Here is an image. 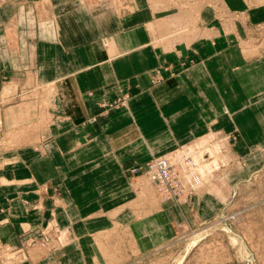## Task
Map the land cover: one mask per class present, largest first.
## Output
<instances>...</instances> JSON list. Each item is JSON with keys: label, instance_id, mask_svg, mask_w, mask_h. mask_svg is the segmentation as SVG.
<instances>
[{"label": "crops", "instance_id": "crops-1", "mask_svg": "<svg viewBox=\"0 0 264 264\" xmlns=\"http://www.w3.org/2000/svg\"><path fill=\"white\" fill-rule=\"evenodd\" d=\"M241 1L225 0L241 3L245 10ZM12 2L0 7V99L29 83L56 81L50 112L57 116L45 129L25 94L19 103L1 105L2 129L44 128L39 133L49 136V152L43 156L21 143L11 154L14 166L1 170L0 179L16 182L21 195L43 183L56 185L60 198L50 206L64 211L61 223H75L77 241L53 255L51 264H100L116 253L109 242L98 245L90 237L110 224L106 214L98 217L99 223L91 221V176L117 179L116 189L124 178L123 165L148 160L208 129L236 131L240 146H264V42L260 27H247V22L264 20L262 9L248 10V17L242 15L239 21L227 19L220 30L210 29L212 39L167 52L149 46V12L139 0L136 11L124 17L74 0ZM255 42V49L245 47ZM154 69L160 70L162 83L151 87ZM123 92L135 93L127 111L109 122L87 121L100 101ZM32 112L35 116L26 118ZM27 180L33 185L27 187ZM112 199L106 202L110 205L94 208L106 211L120 205ZM18 208L26 210V202ZM34 208L42 209V202ZM160 209V216L175 213L170 205ZM155 216L140 223L132 222L129 214L118 217L135 250L163 229Z\"/></svg>", "mask_w": 264, "mask_h": 264}, {"label": "rangeland", "instance_id": "rangeland-1", "mask_svg": "<svg viewBox=\"0 0 264 264\" xmlns=\"http://www.w3.org/2000/svg\"><path fill=\"white\" fill-rule=\"evenodd\" d=\"M74 1L85 8L96 6L121 17L136 11L137 4L136 0ZM139 1L147 5L149 12L146 22L150 29L149 46L167 52L212 39L210 29L220 30V24L227 19L238 20L242 15L247 18L248 10L264 11V0H242L245 10L240 7L241 3L231 5L225 0ZM12 3V0H0V7ZM253 24L260 27L257 31L264 42V20L247 22V27ZM241 25L236 23L237 30ZM238 32L242 36L240 29ZM255 45L256 42L245 43L248 49H255ZM159 71H152L149 86L162 83ZM55 83H29L25 88L19 87L13 91L14 96L0 99V107L25 98L37 108L36 116L46 129V124L57 116L50 112ZM10 93L11 90L6 95ZM133 94L123 92L100 101L97 113L91 114L87 121H111L114 114L128 110ZM25 116L32 118L35 114ZM39 132L33 125L4 130L0 113V171L14 166L15 156L11 154L21 148V143L30 145L40 155H48L49 136L41 137ZM238 138L236 131L208 129L148 160L123 165L124 178L116 189L117 179L91 176V221L99 223L98 217L106 214L110 224L90 237L98 245L109 242L116 248L114 256L100 264H264V146H240ZM26 183L27 187L33 185V181ZM62 186L66 188L64 183ZM20 187L11 179H0V264H51L53 255L76 243L75 223H61L65 220L64 211L51 208L50 201L60 198L56 185L43 183L36 190L27 189L24 195ZM103 189L104 194V191L100 193ZM114 197L120 204L117 207L110 206L106 211L94 208L110 205L106 202H112ZM21 201L26 202V210L18 208ZM39 202L43 204L40 210L34 208ZM162 205H170L175 213L170 217L158 215ZM128 214L134 223L146 221L155 214L163 228L154 233L153 241L149 238L146 243L140 242L139 251L124 234L126 224L118 219Z\"/></svg>", "mask_w": 264, "mask_h": 264}, {"label": "bare ground", "instance_id": "bare-ground-1", "mask_svg": "<svg viewBox=\"0 0 264 264\" xmlns=\"http://www.w3.org/2000/svg\"><path fill=\"white\" fill-rule=\"evenodd\" d=\"M155 3V2H154ZM168 4H170V3H168ZM210 4V3H209ZM153 7V6H152ZM165 7V6H164ZM226 8V7H225ZM157 9V8H156ZM160 9V8H159ZM181 13V12H180ZM186 13V12H185ZM179 14V13H178ZM175 15V14H174ZM186 15V14H185ZM182 16V15H181ZM186 16H188V14L186 15ZM174 17V16H173ZM178 17V16H177ZM181 20H183L182 18H180ZM187 19V18H186ZM202 19V18H201ZM170 20V19H169ZM175 20H176V17H175ZM158 21V20H157ZM161 21V20H160ZM160 21H158V22H160ZM166 21H164L163 20V23H165ZM161 23V22H160ZM184 23V22H183ZM159 24V23H158ZM157 24V25H158ZM166 24H167V22H166ZM161 25V24H160ZM159 25V26H160ZM178 25V24H177ZM163 27H165V26H163ZM167 27V26H166ZM185 27V26H184ZM228 27V26H227ZM170 28H172V27H170ZM160 29H162V28H160ZM164 29V28H163ZM166 29V28H165ZM164 29V30H165ZM168 29V28H167ZM173 29H175V28H173ZM192 29V28H191ZM198 29V28H197ZM195 30V29H194ZM168 31H169V29H168ZM184 31V30H183ZM181 32V31H180ZM190 34V33H189ZM170 38H172V37H170ZM185 39H187V38H185ZM190 39V38H189ZM183 40V39H182ZM105 255V254H104ZM109 255V254H108ZM107 256V255H106ZM110 258V257H109ZM111 259V258H110ZM116 259V258H115ZM108 264V263H107Z\"/></svg>", "mask_w": 264, "mask_h": 264}]
</instances>
